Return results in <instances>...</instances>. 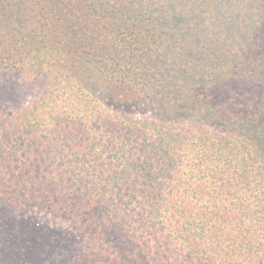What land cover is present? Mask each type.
<instances>
[{"label": "trees", "instance_id": "16d2710c", "mask_svg": "<svg viewBox=\"0 0 264 264\" xmlns=\"http://www.w3.org/2000/svg\"><path fill=\"white\" fill-rule=\"evenodd\" d=\"M0 264H264V0H0Z\"/></svg>", "mask_w": 264, "mask_h": 264}, {"label": "rangeland", "instance_id": "374dc122", "mask_svg": "<svg viewBox=\"0 0 264 264\" xmlns=\"http://www.w3.org/2000/svg\"><path fill=\"white\" fill-rule=\"evenodd\" d=\"M40 91H41V87L38 88L37 93L40 92ZM29 99H30V98H29ZM23 104H24V103H23ZM75 255H76V251H74L73 253L70 254V258H69L70 260H69V263L72 262V260H73V258H74Z\"/></svg>", "mask_w": 264, "mask_h": 264}]
</instances>
